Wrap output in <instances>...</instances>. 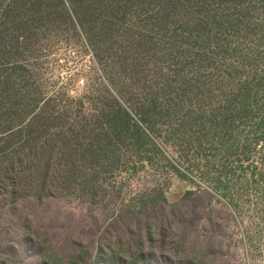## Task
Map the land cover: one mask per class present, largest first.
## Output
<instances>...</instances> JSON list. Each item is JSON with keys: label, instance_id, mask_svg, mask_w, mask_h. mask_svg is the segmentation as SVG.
I'll list each match as a JSON object with an SVG mask.
<instances>
[{"label": "trees", "instance_id": "trees-1", "mask_svg": "<svg viewBox=\"0 0 264 264\" xmlns=\"http://www.w3.org/2000/svg\"><path fill=\"white\" fill-rule=\"evenodd\" d=\"M59 47L90 56L74 96ZM141 170L140 201L176 177L264 232V0H0V195L95 204Z\"/></svg>", "mask_w": 264, "mask_h": 264}, {"label": "rangeland", "instance_id": "rangeland-1", "mask_svg": "<svg viewBox=\"0 0 264 264\" xmlns=\"http://www.w3.org/2000/svg\"><path fill=\"white\" fill-rule=\"evenodd\" d=\"M89 59L59 47L43 69L74 96L94 78ZM137 175L144 178L118 177L95 204L74 195H0V257L15 264H264V232L250 227L257 219L234 215L206 185L176 177L159 186L164 201H140L152 183L143 170Z\"/></svg>", "mask_w": 264, "mask_h": 264}]
</instances>
